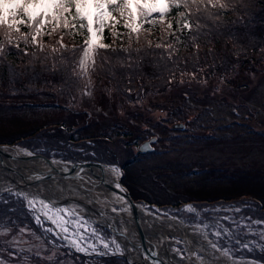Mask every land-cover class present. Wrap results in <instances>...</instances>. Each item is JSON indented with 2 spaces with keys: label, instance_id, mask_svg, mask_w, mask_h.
Masks as SVG:
<instances>
[{
  "label": "rangeland",
  "instance_id": "obj_1",
  "mask_svg": "<svg viewBox=\"0 0 264 264\" xmlns=\"http://www.w3.org/2000/svg\"><path fill=\"white\" fill-rule=\"evenodd\" d=\"M198 14L204 18L206 12ZM262 18L264 14L259 11L258 18L254 21L258 23ZM117 25L120 26L118 33L125 29L122 21ZM237 33L241 41L236 43L242 47L236 45L233 53L239 55L247 51L246 56H240L243 59L237 61L240 58L233 57L227 61L225 67L218 69L210 77L181 80L162 92L158 89H149L150 91H142L132 96L120 95L112 84L98 79L95 74L86 78L84 87L77 93H73V89L66 86L68 91L73 93L71 95L35 91L17 93L10 86L20 82L19 75L12 79L8 86H3L2 82L0 144L13 145L19 147L22 152L37 154L50 149L51 157L48 158L59 159L54 155L65 156L67 153L53 149V146L57 145L55 140L60 134L66 135L63 126H71L73 128L71 131L74 132L79 131L77 133L80 137L95 134L102 140L101 142H95L99 141L98 139L91 140L94 141L90 143L93 151H96L95 148L100 153L108 151L111 160H116L95 161L112 165L119 171L123 162L134 161L133 167L128 166L127 169L133 181L131 190L137 198L149 200L141 204L164 218L175 217L173 220H183L192 232L191 221L187 218L189 214L178 210L188 204L194 205L193 201L206 200L202 198L231 197L230 195L250 193L247 196L257 199L264 209V50L260 49L253 57L249 50L256 41L254 37L257 39L264 37V27L259 31L263 37L255 34L248 36L251 33ZM62 35L64 40L68 39L67 34L57 33V36L49 37L48 45L59 46L57 41ZM3 39L4 36L1 34L0 40ZM103 42L111 45L105 33ZM63 44L67 45V42L64 41ZM7 46L11 45L5 44V47ZM99 51L98 53L102 54L101 50ZM64 58L69 59L67 55H64ZM76 71L79 73L78 68ZM69 83L64 80V85ZM84 127L86 129H80ZM36 128L40 129L36 135L40 134L44 141L41 143L42 147L34 149L33 146L18 143L21 135ZM152 137L156 138L150 143L152 150L139 152L138 147L141 143ZM83 139L87 140L89 137ZM37 140L40 139L37 137ZM45 145L50 147L45 149ZM101 146L103 151L100 149ZM61 147L65 151L84 154L79 147L72 146L70 141L66 143L63 141ZM5 176L2 174L0 178L7 179ZM97 180L100 181V177H97ZM1 183L2 181L0 192L7 187L19 191L13 184L1 186ZM91 190L95 196V187H91ZM71 192L73 191H69V194ZM78 195V199L66 198L62 202L53 200L54 206L67 207L69 210L75 208L91 224L96 220L83 210L90 208L91 203L84 200V195L88 193L80 191ZM7 197V194H3L0 199ZM150 202L160 205H150ZM214 204L199 206L218 207L212 206ZM114 207L123 210V206ZM219 207L221 208L219 215H235L237 220L248 217L254 221L264 220V216L242 210L234 199L223 202ZM237 207L241 209L239 214L234 211ZM197 211L203 214L202 208H198ZM105 230L109 229L98 227L97 234L102 235L105 241L116 239L121 245V253H125L123 243L117 240L113 232L109 236ZM5 231L7 235H0V259L4 264H103L100 254L77 253L62 248L59 244L54 247L48 243L51 235L43 234L40 229L36 230L27 225L19 226L16 221L2 219L0 233ZM168 237L171 240L179 239V243H176L177 248L188 256L189 252L181 236L172 232ZM238 238L241 243L258 239L248 235L246 230H242ZM161 239L166 240L165 237ZM209 239L213 238L210 236ZM97 247L99 253L106 252L102 244H98ZM111 247L113 252L108 254H121L115 253L114 246ZM132 249L137 250L134 246ZM234 252V260L264 264V251L259 248L248 252L237 247ZM126 262L133 264L130 261Z\"/></svg>",
  "mask_w": 264,
  "mask_h": 264
},
{
  "label": "trees",
  "instance_id": "obj_2",
  "mask_svg": "<svg viewBox=\"0 0 264 264\" xmlns=\"http://www.w3.org/2000/svg\"><path fill=\"white\" fill-rule=\"evenodd\" d=\"M225 2L228 4L227 8L210 7L204 18L199 14L188 17L189 22H192L191 30L184 29L181 24L177 23V21L181 20L179 13L185 12L183 7L178 9L172 8L169 14L165 16L166 23L164 24L151 26L144 24V30L139 35L141 39L139 38L138 40L135 34L129 39L128 30L126 29L121 28L122 30L118 33L119 25H116L114 29L116 35L112 34V30L105 28L104 33L107 40L111 43V48L109 50H101L102 54H96L95 70L90 69L86 75H80L77 71L76 74H73L72 71L73 68H76V60L79 58V53L73 59H65L64 55L69 57V54L64 53L62 59L61 53H52L50 46H59L48 45L50 42V36L48 35L40 38L41 42L46 45L44 51H40L38 47L30 42L25 44L23 40H14L13 44L5 47L4 52L0 54V73L2 75L0 84L3 82V86H8L7 84H10L12 79H15L19 75L20 82L18 84L13 83L10 86L17 93L35 91L49 92V94L53 95H71L81 91L86 78L91 74H95L98 79L112 84L118 94L132 96L142 91H150L149 89H158L162 92V90H168L170 87L176 85V82L185 79L210 77L218 69L225 67L224 65L227 64V61H230L233 57L237 59L240 56H246L247 51L239 55L233 53L236 45L242 47L236 43L237 41H241L237 36V32L251 33L248 36L255 34L261 37L262 35L259 34V31L264 27V18L258 23L254 21L258 18L259 11L264 14V0H225ZM192 11L195 12L193 9ZM197 22L200 25L199 29L196 27ZM261 22L263 23L260 24ZM167 23L172 24L170 30L167 29ZM29 31L30 29L26 26L21 27L22 33H28ZM1 34L3 33L0 32V36ZM53 35L57 36V33ZM66 37L68 39L64 40L63 38V42H67L69 48L83 43L81 35L67 34ZM253 39L256 41L252 43L249 49L252 57L260 49L264 50V37L260 39L254 37ZM17 43L19 44V48L15 46ZM157 44H160L161 47L157 48ZM169 45H171V48L168 47ZM125 48L129 49V51H121V49ZM111 49H116V52H113ZM105 53H108V55H105ZM241 59L243 58L237 61ZM200 67L202 68L199 70ZM64 80L65 82L67 80V83L70 82L71 84L64 85ZM66 86L69 89L72 88L73 93L68 91L69 89ZM63 87H66V89ZM62 129L66 131V135L60 134V137L55 140L57 145L54 144L53 149L64 151L67 155L55 154L56 158L75 163L95 160L116 161L111 160L108 151L100 153V151H97V148H95L96 151H93L94 149L91 148L90 143H94V141L91 140H99L95 142H101L100 140H102L95 134L81 135L80 137L79 133H77L79 131H71L73 130L71 126H63ZM80 129H86V127ZM39 130V128H36L29 133H24L21 135L22 137L18 143H24L28 147L33 146L34 149L42 147L41 143L44 141L40 137V134L36 135V133H39ZM125 135L126 133L123 134V136ZM101 136L99 135V137ZM37 137L40 140H37ZM85 137H89V139L84 140L83 138ZM62 140L65 143L66 141H70L72 146L79 147L84 154L65 151L61 147ZM34 142L37 144H34ZM44 147L46 149V147L49 148L50 146L45 145ZM100 149L103 151L102 146ZM46 150L47 152H41L42 155L51 157L49 155L50 149ZM133 162L132 160H128L121 165L124 173L123 184L130 190L134 200L140 201L142 198H137L131 190L133 181L129 170H127L128 166L133 165ZM248 194L230 195L231 197L213 196L202 198L206 200L193 201V204L199 206L201 204L210 205L215 203L212 206H221L223 202L234 199L242 207V210L264 216V209H262L261 203L257 199L255 200L253 197L247 196ZM2 200L7 201V203H0V221L8 219L16 221L19 226L27 225L30 228L38 230V226L33 220V214L25 207V202L17 197L9 196L7 199L2 198ZM246 200H249V202L243 203ZM145 202H149V200H145ZM105 232L110 236L107 230ZM100 258L103 264H128L123 258L113 255L102 256Z\"/></svg>",
  "mask_w": 264,
  "mask_h": 264
},
{
  "label": "snow or ice",
  "instance_id": "obj_3",
  "mask_svg": "<svg viewBox=\"0 0 264 264\" xmlns=\"http://www.w3.org/2000/svg\"><path fill=\"white\" fill-rule=\"evenodd\" d=\"M181 7L185 9V12L179 13L181 20L177 23L181 24L182 28L191 30L192 24L188 17L208 12L210 7L225 9L228 4L225 0H0V31L4 36V39L0 40V54L4 52L5 44L12 45L14 40H23L25 44L31 42L40 51H44L46 45L40 42V38L44 35L78 34L83 37L81 45H73L69 48L63 44L62 35L57 41L59 47H52L51 51L61 53L62 59L64 53L69 54V59L75 58L79 53L76 68L80 75H86L90 69L95 70V56L98 51L111 48L103 42L105 28L112 30V34L116 35L114 29L122 21L123 27L128 30L129 39L135 34L138 40L141 31L144 30V24L150 26L164 24L166 23L164 18L170 10ZM192 9H195V12ZM22 26H26L30 31L22 33ZM196 27L197 29L200 27L198 22ZM171 28L172 24L167 23V29ZM15 46L19 48L18 43ZM156 47L159 48L161 45L157 44ZM168 47L171 48V45ZM111 50L116 52V49ZM121 51L127 52L129 49L125 48ZM76 68L72 69L73 74H76ZM112 171L120 176L119 169L113 168ZM116 187L120 188V185L117 184ZM3 194L26 202V207L33 213L34 223L43 234L51 235L52 238L48 240V243L54 247L59 244L62 248L86 255L112 253L111 246H114L115 253L122 252L121 245L116 239L105 241L102 235L97 234L98 227L111 228L110 223L102 225L97 221H92L90 224L89 220L81 216L75 208L69 210L67 207H57L47 198L13 191L11 187L4 188L0 196ZM0 203H7V201L0 199ZM198 208L203 209V214L197 211ZM112 211L116 212L117 209L113 208ZM178 211L189 214L187 218L191 221L190 226L194 234L202 236L207 241L206 247L211 250L213 256V260L207 264H215V260L220 257L233 260L234 249L237 247L248 252L256 248L264 251V220L254 221L251 217L237 220L235 215H219L221 211L219 206L209 208L188 204ZM234 211L239 214L241 209L237 207ZM97 215L104 217L103 212H98ZM178 222L183 224V220ZM242 230H246L248 235L258 237V239L241 243L238 237ZM0 235H7V232H2ZM210 236L213 239H209ZM98 244H102L106 252L99 253ZM172 251L176 253L180 261L185 260V255L180 249L173 248ZM12 254L15 255V253ZM192 257L199 264H206L201 252H192L189 259ZM144 259H151L152 264H165L155 252L145 253ZM0 264H4L2 259H0Z\"/></svg>",
  "mask_w": 264,
  "mask_h": 264
},
{
  "label": "bare ground",
  "instance_id": "obj_4",
  "mask_svg": "<svg viewBox=\"0 0 264 264\" xmlns=\"http://www.w3.org/2000/svg\"><path fill=\"white\" fill-rule=\"evenodd\" d=\"M31 137V136H30ZM7 145L9 147H5L4 150L6 153L10 154L11 156L17 157L18 155H27L29 152H22L19 147ZM5 160H12L14 161L13 165H11L10 161H6L7 164L16 167L18 170L20 169L21 172L26 173V171L31 172L30 174H35L36 170L38 169H47L48 164L44 163L43 161L32 158L22 161H16L15 159H8ZM59 161H65L62 159H56ZM17 166H22L18 168ZM113 168H116L112 165L106 166L104 165L103 169L94 168L93 170L90 169H83L81 171V176L79 180L74 179H51L48 181H42L38 183H31L29 186L21 187V182L16 177L18 184L15 182L14 178H10L8 176L7 171H0V175H6L7 179L2 180L1 186H7L13 184L15 188H20V192H24L30 194L39 195L41 197H45L50 200L55 201H65L66 198L74 199L73 197L79 198L78 193L80 191L87 192L88 195H84V200L90 202V208H83V210L88 213L93 219H95L98 223L107 224L110 223L112 227L110 228L117 240L123 243L125 248V255L128 257L129 260H139V253L138 250L134 251L132 249V245L137 244L139 241V232L137 230L134 217L132 215V211L128 204H126L124 197L107 188L105 185H102L97 180V177L103 175L108 183L113 185H117L121 176H117L116 173L112 171ZM3 172V173H2ZM120 172V171H119ZM77 182V183H76ZM97 183L99 185H97ZM91 187H95L96 193L93 196L91 193ZM1 188V187H0ZM69 191H73L69 194ZM95 191V190H94ZM66 192V194L64 193ZM62 193V194H61ZM118 197H122V199H118ZM114 205L123 206V210H118L113 212L112 209L115 208ZM82 210V211H83ZM83 211V212H84ZM98 212H103L104 217H100L97 215ZM140 220L144 226L147 244L151 248H155L158 252L159 257L167 261L169 264H199L198 261L195 260L194 257H191L192 252L199 251L205 258L206 264L207 262H211L213 260V256L211 250L206 247L207 241L203 239L202 236L194 234L191 231V228L187 225L180 224L178 221L173 220L172 218H164L155 212H151L145 206H140V213H139ZM171 224V227L167 225ZM164 225V226H161ZM174 233L176 235L181 236L184 240V244L186 249L188 250V256H185L184 261H180L179 257L172 251L173 248L179 249L176 246V243H179L178 240H171L168 237V234ZM165 237L166 240L161 239ZM199 241V243H197ZM218 256V254H216ZM215 264H255V263H247L244 261H237V260H228L224 257H220L219 259L215 260Z\"/></svg>",
  "mask_w": 264,
  "mask_h": 264
},
{
  "label": "water",
  "instance_id": "obj_5",
  "mask_svg": "<svg viewBox=\"0 0 264 264\" xmlns=\"http://www.w3.org/2000/svg\"><path fill=\"white\" fill-rule=\"evenodd\" d=\"M155 139H156L155 137H152L150 140L145 141L139 146L138 150L141 152L151 151L152 146L150 145V143L155 141ZM5 147H9V146L0 144V169H4L5 171H7L8 176L10 178H14L15 182L18 184V181L16 180V177H17L19 181L21 182V185H22L21 187L29 186L31 183H38V182L47 181V180H51L55 178L79 180L81 176V171L83 169L93 170L96 167L99 169H103L104 165L110 166L108 164H104L99 161H94V162L86 161V162H80V163H73L70 161L62 162V161H59L53 158H47L41 154H35V153H30V152L27 155L22 154V155H18L17 157H14L6 153V151L4 150ZM5 158L15 159L18 162L22 160L37 158L43 161L44 163H47L49 166L47 169L36 170L35 174H30L31 172L23 173L19 171L16 167L11 166L13 165L14 161L8 160L11 162V165L7 164ZM17 167L21 168L22 166H17ZM99 177H100V181H99L100 184L105 185L107 188L121 194L124 197L126 204H128V206L130 207L133 213V217L135 219V223H136V226L139 232V242L135 244V247L139 249L140 256H141L140 261H134L133 263L152 264L151 259H144V254L149 253V252H155L158 254V252L155 248H151L147 244V238H146L144 226L139 217L140 205L132 199L129 191L122 184L121 176L118 182V184L120 185V188H117L115 185L108 183L103 175H100ZM101 181H103V183ZM121 189H123V191H121ZM120 256L126 258L124 254ZM164 262L165 264H169L167 263V261H164Z\"/></svg>",
  "mask_w": 264,
  "mask_h": 264
}]
</instances>
